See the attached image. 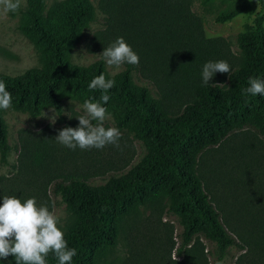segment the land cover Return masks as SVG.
Masks as SVG:
<instances>
[{
  "label": "trees",
  "instance_id": "trees-1",
  "mask_svg": "<svg viewBox=\"0 0 264 264\" xmlns=\"http://www.w3.org/2000/svg\"><path fill=\"white\" fill-rule=\"evenodd\" d=\"M113 1L116 38L122 37L118 31L122 23L134 28L147 7L153 8L159 14L158 20L169 26L164 39L154 40L152 48L148 49V42L146 45L150 64L147 69L160 87L158 101L149 96L146 88L132 84L130 72L136 65L125 63L119 75L109 78L102 59L88 67L69 63V50L94 18L90 0H65L46 12L42 0H27L19 29L41 54L42 67L15 77L0 74V81L12 94L11 108L30 116H37L46 106L59 114L62 97L82 104L86 99L99 101L105 93L91 90L88 85L94 77L104 74L115 81L106 93L110 99L103 106L113 115L116 128H128L149 148L148 156L138 165L103 185L91 186L77 177L54 184V194L61 197L74 216V223L64 233L69 248L77 251L72 264H92L96 251L113 243L118 220L157 195L168 197L170 211L181 218L180 245L186 246L201 236L215 245L219 262L229 247L244 248L224 228L203 189L196 161L205 149L245 127L254 129L264 143V96L242 94V89L249 86V78L264 80V0H254L260 9L243 25L239 59L223 38L202 36L198 18L189 13L190 0ZM210 1L201 0L203 4ZM222 1L227 4L216 16L220 23L250 8L249 0ZM219 60L226 61L231 71L215 73L209 85H204L203 65ZM178 97L181 103L171 111L167 103H176ZM7 151L0 113L1 161ZM46 259L47 264H58L52 253ZM0 264H15V258Z\"/></svg>",
  "mask_w": 264,
  "mask_h": 264
},
{
  "label": "rangeland",
  "instance_id": "rangeland-1",
  "mask_svg": "<svg viewBox=\"0 0 264 264\" xmlns=\"http://www.w3.org/2000/svg\"><path fill=\"white\" fill-rule=\"evenodd\" d=\"M65 0H42L44 11ZM94 18L83 28L80 37L68 52L69 63L88 67L100 60L98 54L108 47L118 33L114 24L113 0H90ZM250 8L231 20L217 22L216 16L226 7L222 0H190L189 13L198 18L202 36L223 38L236 59L241 57L238 42L244 23L259 11V5L249 0ZM27 8L23 0L17 12L0 10V74L19 76L29 69H40L42 57L33 43L19 29ZM134 28L122 23L118 29L131 48L139 52V64L131 70V82L146 88L149 96L158 101L161 92L154 83L148 63L151 44L164 39L170 29L158 20L157 12L147 7ZM190 22V21H189ZM109 78L125 68L110 67L103 60ZM159 84V83H157ZM179 94V88H178ZM180 96V95H179ZM165 101V100H164ZM181 103H167L175 111ZM82 103L62 97L60 113L51 106L44 107L37 116L0 109L5 126L8 151L0 160V203L5 195H15L22 201L35 198L38 206H47L65 233L74 223V216L54 194L56 182L70 177L85 180L91 186L107 183L125 175L149 154V148L124 128L118 146L103 149L79 148L72 150L56 141L59 130L77 127L76 117L83 114ZM55 116V123L51 117ZM54 122V121H53ZM97 123L93 121V124ZM104 126L116 127L112 114L107 113ZM196 172L204 191L219 213L226 231L243 246V250L229 247L217 262L213 243L201 236L180 245L181 218L169 209L170 200L157 195L143 205L134 207L116 223L113 243L99 248L92 264H264V143L252 128L245 127L229 134L220 144L201 152L196 161ZM12 255L0 258L9 263Z\"/></svg>",
  "mask_w": 264,
  "mask_h": 264
},
{
  "label": "clouds",
  "instance_id": "clouds-1",
  "mask_svg": "<svg viewBox=\"0 0 264 264\" xmlns=\"http://www.w3.org/2000/svg\"><path fill=\"white\" fill-rule=\"evenodd\" d=\"M22 2L23 0H0V10L4 13L17 12ZM98 55L110 67L119 68L125 63L136 66L139 64L138 54L123 37H118ZM230 71V65L224 60L206 62L202 67V82L209 85L215 73ZM114 84L115 81L106 79L104 74L91 80L89 89H100L105 94L99 101L86 99L83 102V114L76 117L78 126L59 130L55 138L58 143L72 150L103 149L109 144L118 146L121 137L119 129L104 126L107 108L103 104L109 101L110 97L106 93ZM248 85L242 89V94L264 96V80L249 78ZM11 106L12 94L7 90L5 82L0 81V109L7 110ZM51 120L55 123V116ZM93 121L97 123L93 124ZM58 224L57 216L47 206H38L35 198L22 201L15 195H5L0 203V258L12 255L15 264H47L46 257L52 253L58 264H72L77 251L69 248Z\"/></svg>",
  "mask_w": 264,
  "mask_h": 264
}]
</instances>
